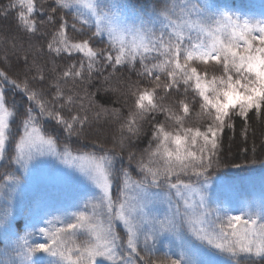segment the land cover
Wrapping results in <instances>:
<instances>
[{"label":"snow or ice","instance_id":"6c2138e0","mask_svg":"<svg viewBox=\"0 0 264 264\" xmlns=\"http://www.w3.org/2000/svg\"><path fill=\"white\" fill-rule=\"evenodd\" d=\"M10 17L0 29V264H264V188L233 207L236 186L219 176L225 129L264 114V8L8 0L0 21ZM97 78L113 103L132 98L126 116L96 102ZM197 105L203 123L192 126ZM146 122L137 155L130 143ZM71 189L83 202L53 215L50 202ZM162 244L168 254L151 259Z\"/></svg>","mask_w":264,"mask_h":264},{"label":"trees","instance_id":"16d2710c","mask_svg":"<svg viewBox=\"0 0 264 264\" xmlns=\"http://www.w3.org/2000/svg\"><path fill=\"white\" fill-rule=\"evenodd\" d=\"M228 3L233 10H238L242 13L248 14H256L258 15L262 8H264V0H224ZM141 4L145 2V0H140ZM8 0H0V5L7 4ZM51 3V0H38V4H43L45 9H47L48 5ZM37 19H41L38 15ZM12 18L10 17L8 22L0 21V29H6L10 24H13ZM71 23V20H70ZM14 30V28H13ZM42 31L50 32V26H45ZM75 37L74 33H71ZM47 39V38H45ZM104 45L97 44L96 47H103ZM3 58L2 52H0V59ZM43 63V61H41ZM61 66H63L66 61L57 60ZM10 64L12 65L10 74H13L16 71V62L15 58H10ZM3 66V65H0ZM138 67V66H137ZM209 71H212V66H209ZM119 75V74H118ZM124 75L126 77H130L131 80L135 81L137 79L134 73L125 72ZM106 86V85H105ZM113 86H115V82H113ZM100 88V91L97 89ZM89 91L96 92L95 100L98 104L103 105L109 108H121L123 114L126 116L128 112V106L132 104V98L128 97V105L122 107V103L124 97L120 98L119 103H113L116 100V94L111 92H105L101 88L100 79L97 78L93 82V85L89 87ZM174 97H170L169 100L173 99ZM8 99L11 102L15 100L17 104L21 102V96L16 92L12 91L11 89L8 90ZM168 102V101H166ZM198 110L197 108L193 110L192 116L189 119L188 123L192 126L202 125L203 121L198 120L195 111ZM157 121H164L165 117L163 114L157 116ZM149 121L151 118L149 117ZM17 123H19L17 121ZM101 124L103 121L100 122ZM234 128L233 129H225L222 142H221V150H220V162L221 167L219 170V176H229L234 177L233 180L240 181V177L243 175H251L254 172L261 173L264 171V114L261 116H257L254 112L249 113V119L247 123L240 118L234 117L233 118ZM14 132L17 130L16 125L13 124ZM143 134L139 137V139L133 140L130 143V148L133 151L137 152L139 155L140 151L148 146V142L151 139V129H152V122H146L143 125ZM125 167L128 166L127 164V151L124 152ZM253 159L256 163H252ZM233 165H242L244 167L236 168ZM131 174H134L137 179H139V175L135 170V164L131 166ZM239 175V177H235ZM84 192L79 195L78 200L80 203L83 202ZM28 197H26L27 199ZM78 202V201H77ZM233 207H239L232 201H229ZM50 210L53 215H58L60 213L56 212L57 208L60 209H69L75 210L74 208H70L71 202L65 203L57 196L50 202ZM76 203V202H75ZM35 239V238H34ZM169 252V249L165 245L158 246V249L151 254V259L153 260H161L163 259Z\"/></svg>","mask_w":264,"mask_h":264},{"label":"rangeland","instance_id":"374dc122","mask_svg":"<svg viewBox=\"0 0 264 264\" xmlns=\"http://www.w3.org/2000/svg\"><path fill=\"white\" fill-rule=\"evenodd\" d=\"M13 131H14V129H13ZM0 171H3V169H0ZM132 175V177L134 178V179H137L136 178V176L134 175V174H131ZM223 181H228V180H226V179H222ZM75 191H79V192H83L84 190H81V189H74ZM116 194L118 195V188L117 187H115L114 189H113V197L115 198V196H116ZM239 195H240V193H235V194H233V197L232 196H230L229 198H232V199H235V198H237V201L238 202H241L242 200L240 199V197H239ZM120 232V231H119ZM120 234L122 235V233L120 232Z\"/></svg>","mask_w":264,"mask_h":264}]
</instances>
